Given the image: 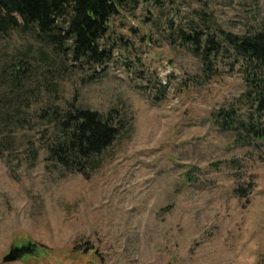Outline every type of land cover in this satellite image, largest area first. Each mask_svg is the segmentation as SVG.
Listing matches in <instances>:
<instances>
[{"label":"rangeland","instance_id":"374dc122","mask_svg":"<svg viewBox=\"0 0 264 264\" xmlns=\"http://www.w3.org/2000/svg\"><path fill=\"white\" fill-rule=\"evenodd\" d=\"M196 31L264 32V0H141L113 19V38L128 42L91 82L94 70L32 33L0 35V69L26 59L45 72L29 112L75 102L125 119L89 178L46 161L38 119L15 128L0 154V264H264V141L213 122L235 103L249 112L248 88L231 51L206 75ZM29 243L34 252L4 262Z\"/></svg>","mask_w":264,"mask_h":264},{"label":"trees","instance_id":"16d2710c","mask_svg":"<svg viewBox=\"0 0 264 264\" xmlns=\"http://www.w3.org/2000/svg\"><path fill=\"white\" fill-rule=\"evenodd\" d=\"M140 1L0 0V35L14 30L32 33L57 56L68 58L74 68L94 70L89 78L91 82L100 77L99 67L114 61L115 46L128 42L124 36L113 38V19L123 11L137 9ZM190 36L188 39L192 38L193 45L205 51L203 70L207 76L213 70L219 72L217 60L222 50L223 54L234 53L235 62L244 73L248 90L241 97L248 100L249 112L243 105L236 106L235 103L230 108H220L213 122L222 132L233 133L242 142V132L255 134L264 141V123L261 121L264 117V32L229 33L222 35L220 40L215 36L205 38V31H196V35ZM44 73L37 64L26 59L12 61L0 69V130L3 128L8 133L4 138L0 131V154L12 146L10 138L15 135V128L38 119L50 134V141L45 144L46 161L89 178L99 168L97 160L120 138L125 119L117 115L116 109L104 115L77 106L75 102L29 112L32 103L27 102L28 92L30 95L36 92L37 78ZM48 75L56 77L57 73L48 70ZM157 88L160 93L164 87ZM54 90V83L49 81L46 91L53 93Z\"/></svg>","mask_w":264,"mask_h":264},{"label":"water","instance_id":"95a60500","mask_svg":"<svg viewBox=\"0 0 264 264\" xmlns=\"http://www.w3.org/2000/svg\"><path fill=\"white\" fill-rule=\"evenodd\" d=\"M22 251V248H15L13 247L10 251V253L4 257V262H11L19 259L21 257L20 252Z\"/></svg>","mask_w":264,"mask_h":264},{"label":"flooded vegetation","instance_id":"af4514ba","mask_svg":"<svg viewBox=\"0 0 264 264\" xmlns=\"http://www.w3.org/2000/svg\"><path fill=\"white\" fill-rule=\"evenodd\" d=\"M18 248V247H15ZM22 251L20 252L21 257H25L26 255L30 254L31 252H34L35 246L32 243H29L28 245H21Z\"/></svg>","mask_w":264,"mask_h":264}]
</instances>
